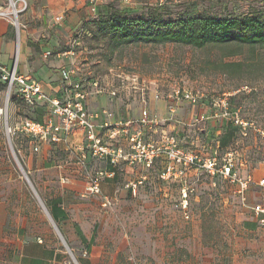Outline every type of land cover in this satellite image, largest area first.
<instances>
[{
  "label": "rangeland",
  "instance_id": "1",
  "mask_svg": "<svg viewBox=\"0 0 264 264\" xmlns=\"http://www.w3.org/2000/svg\"><path fill=\"white\" fill-rule=\"evenodd\" d=\"M161 1L108 0L105 5L124 8L132 16L160 8L161 16L171 22L200 16L242 17L249 12L264 15V0ZM7 6L8 0L3 7ZM23 12L8 18L17 45L14 21L20 24V36ZM97 13L74 33L81 48L87 49L86 59L80 61L81 74L98 78L103 86L116 91L114 96L107 95L137 110L151 101L164 100L169 122L150 113L157 116V122L152 128H141L144 139L160 142L163 134L174 135L185 150L204 158L216 156L219 162L232 153L238 180L191 167L181 177L164 179L159 158L150 166L138 158L120 162L110 169L114 171L109 177L112 184L103 189L110 204L103 205L101 196L86 190L84 197L71 196L67 204L73 205L69 209L83 217L82 223L92 233V248L82 255L45 204L50 194L61 190L60 183L80 174L74 170L79 150L42 143L38 152H32L27 137L13 133V127L25 118L33 119L36 106L17 97L8 99L0 89V264H21L23 235L26 240L41 239L44 245L61 248L71 264H78L79 255L94 264H264V227L257 223L253 209L256 204L264 206V183H260L264 179V49L141 41L112 48L108 38L94 35ZM226 62L242 66L226 71L221 67ZM176 88L203 96L194 105L172 102L174 113L170 114L168 95ZM184 104L190 105L192 115L184 112ZM164 122L165 133L158 137V127ZM130 126L133 130L138 124ZM234 128L232 140L224 146L222 137ZM105 140L111 147L121 146L133 153L127 136L121 133ZM90 158L86 165H94L95 158ZM104 161L98 160L100 168ZM45 164L53 170H66L61 174L64 181L58 175L50 178L53 184L44 185L47 176L34 169Z\"/></svg>",
  "mask_w": 264,
  "mask_h": 264
},
{
  "label": "built area",
  "instance_id": "2",
  "mask_svg": "<svg viewBox=\"0 0 264 264\" xmlns=\"http://www.w3.org/2000/svg\"><path fill=\"white\" fill-rule=\"evenodd\" d=\"M161 2L159 4H162ZM27 7L28 0H8L7 7H0V17L12 19L14 16L17 18L18 14L25 11ZM61 18V16H57L56 20ZM14 25L17 42H19L20 24L17 19L14 21ZM73 45H80V39L78 38ZM74 53L73 48L59 52L47 49L43 52V57L48 58L54 54L59 56L73 55ZM60 73L63 83V96L49 99L42 91L39 81L18 72L16 59L9 66L0 63V82L4 85L8 99L16 96L28 104L47 101L51 105V109L43 121L25 118L13 127V133H22L29 139L32 152H38L42 143L65 144L67 146L68 138L74 133L81 132L83 141L77 145L79 150L78 167L74 169L77 173L86 169L88 157L106 160L111 166H117L120 162L127 160L133 162V159L136 160L137 158L139 161L145 162L146 166H150L156 158L165 157L167 164L161 172V177L164 179L170 176L181 177L185 169L191 167L195 170L203 169L210 175H219L231 181L238 180L234 170L235 162L232 153H226L222 162H219L216 156L204 158L197 152L185 150L179 146L174 135L163 134L160 142L146 141L141 128H152V125L157 122V116H151L147 107H143L141 117L137 120L123 121L118 119L111 122L112 112L107 109L92 112L88 109L87 102L93 94L114 96L116 95L115 90L103 86L98 78L87 79L74 66L63 68ZM132 79L136 80L137 77L132 76ZM201 96L203 94L194 93L186 88L172 90L168 95L169 113H174L172 102L183 101L194 105L199 103ZM154 97H159L158 92H155ZM102 117L105 119L97 124L96 120ZM203 118V115L200 116V119ZM134 122L138 124V129L129 133L128 128ZM101 130L108 131V133L104 136ZM120 133L126 134L133 153H126L121 146L111 147L105 140V137L114 139ZM113 175L114 171L103 170L87 175L88 192L100 195L103 205L110 204L111 200L101 194V182L104 178ZM240 183L242 188L246 187L245 181ZM260 183L263 184L264 179ZM131 185L133 189L136 186L135 183ZM253 209L257 223L264 227V206L256 204Z\"/></svg>",
  "mask_w": 264,
  "mask_h": 264
},
{
  "label": "crops",
  "instance_id": "3",
  "mask_svg": "<svg viewBox=\"0 0 264 264\" xmlns=\"http://www.w3.org/2000/svg\"><path fill=\"white\" fill-rule=\"evenodd\" d=\"M6 0H0V7L4 6ZM108 0H28V7L21 15L22 30L19 36V45L14 41L12 31H10V25L8 18L0 17V63L4 65H11L14 59L17 60V70L20 74H24L36 81H39L42 86V91L49 98H57L63 96V83L61 82V70L66 67L74 66L79 73H82L80 64L82 60L86 59L87 49L79 47H73V43L78 40L74 37L76 30L85 25V22L89 18H93L99 8L105 6ZM132 6H127L131 8ZM96 12V13H95ZM57 16L62 18L56 20ZM15 32V31H14ZM47 39H45L46 37ZM34 43L35 46L29 44ZM73 48L74 54L66 55H52L51 57L44 58L43 52L47 49L53 52H59ZM41 51V53H40ZM42 56V57H41ZM81 61V62H80ZM151 100H149L150 102ZM148 104V110L150 113L158 114L159 118L169 122V116L166 113V102L164 100L151 101ZM38 109L34 115V120L43 121L48 115L51 105L46 101H38ZM41 105H46L49 110L43 112ZM184 112L187 115H192L189 110L188 104H184ZM87 107L90 111H100L101 109H107L113 113L111 122L115 120H137L141 117V110L143 107H135L125 105L122 100L117 98H111L107 94H93L90 96L87 102ZM126 111V112H125ZM126 113V114H125ZM175 115V114H174ZM178 116V113L176 112ZM105 117L97 119L96 123H100ZM161 124L158 127L160 134L165 133L164 125ZM187 124V123H185ZM129 131H134L130 129ZM155 130H153L154 132ZM157 132V130H156ZM101 133L105 136L107 133L105 130H101ZM123 136L126 134L121 133ZM150 134V133H148ZM228 133L223 136L226 137ZM229 137V136H228ZM231 138H228L227 143H223L224 146L230 142ZM83 135L81 132L74 133L68 138V145L66 148L75 149L78 144L82 143ZM65 146V145H64ZM90 158V157H89ZM91 158L89 159L90 162ZM93 159L94 165L88 164L86 169L80 174L74 175L71 180L66 184L60 183L61 190L55 194H50L48 199L59 197L62 200L61 207L67 214L68 219L59 223L64 236H67L73 241L75 248L78 252H82V255L86 254L87 248H92L89 244L92 233L85 227L83 217L73 214L71 206L69 204L71 196L84 197L85 190L88 192L87 175L95 173L98 170L111 171L112 166L104 161V168H100L98 160ZM74 169V168H73ZM34 171L44 173L47 179L43 182L44 185H51L55 181L50 180L54 176L60 177V181H64L61 178L62 170H53L52 167L47 166H35ZM40 177V176H39ZM113 178L103 179L101 182V194L104 195L103 189L105 185L112 184ZM46 187V186H45ZM52 188H48L50 191ZM64 192H66L64 194ZM88 194H90L88 192ZM100 197V195H98ZM101 198V197H100ZM74 208V207H73ZM23 246L20 256L21 264H71L67 261V257L64 255V251L61 248H53L48 245H44L41 239L26 240V235H23ZM81 255V256H82ZM84 257V256H83ZM78 264H94L81 258L79 255Z\"/></svg>",
  "mask_w": 264,
  "mask_h": 264
},
{
  "label": "trees",
  "instance_id": "4",
  "mask_svg": "<svg viewBox=\"0 0 264 264\" xmlns=\"http://www.w3.org/2000/svg\"><path fill=\"white\" fill-rule=\"evenodd\" d=\"M104 8L105 11H103ZM159 9L150 8L146 14L141 13L132 16L124 8L106 4L98 9V18L93 20L97 27L94 35L103 39L108 38L109 45L112 48L141 41L147 43L178 42L197 48L212 44L224 46L228 50L244 46L254 51L258 48L264 49L263 14L249 12L242 17H187L181 18L177 22H171L161 16ZM29 44L35 46L32 42H29ZM241 66V63L233 62L221 64V67L227 69L226 71L231 68L240 69ZM0 89H4L1 82ZM19 99L23 101V99ZM28 105L36 106L34 109L36 113L38 102ZM41 106L43 112L49 110L48 107H45L46 105ZM31 120H34V118ZM235 130L234 128L226 132L228 135L224 139L222 137V144H226L228 138L232 140ZM27 141L29 142L28 138ZM159 159L162 164L161 171H163L167 160L165 157ZM45 165L49 166L50 164ZM45 204L53 221L58 225L61 221L68 219L66 212L61 207V198L46 199Z\"/></svg>",
  "mask_w": 264,
  "mask_h": 264
},
{
  "label": "water",
  "instance_id": "5",
  "mask_svg": "<svg viewBox=\"0 0 264 264\" xmlns=\"http://www.w3.org/2000/svg\"><path fill=\"white\" fill-rule=\"evenodd\" d=\"M26 176V175H25ZM26 180L29 182L28 177L26 176ZM51 216V215H50ZM52 218V217H51Z\"/></svg>",
  "mask_w": 264,
  "mask_h": 264
}]
</instances>
